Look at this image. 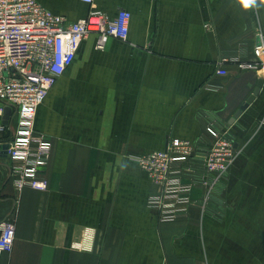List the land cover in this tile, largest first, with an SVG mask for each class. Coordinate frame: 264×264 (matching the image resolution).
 Segmentation results:
<instances>
[{
    "label": "crops",
    "instance_id": "1",
    "mask_svg": "<svg viewBox=\"0 0 264 264\" xmlns=\"http://www.w3.org/2000/svg\"><path fill=\"white\" fill-rule=\"evenodd\" d=\"M75 21L82 0H38ZM131 12L126 40L96 48L91 33L38 107L52 140L46 190L17 192L0 151V221L16 204L13 250L0 264H264V0H94ZM223 58L226 74L217 72ZM238 60L260 61L241 69ZM254 99L235 117L244 102ZM226 132L240 153L216 180L197 155L187 215L161 220L159 189L134 157L172 137L212 143ZM198 153V154H201ZM203 181L208 182V186Z\"/></svg>",
    "mask_w": 264,
    "mask_h": 264
},
{
    "label": "built area",
    "instance_id": "2",
    "mask_svg": "<svg viewBox=\"0 0 264 264\" xmlns=\"http://www.w3.org/2000/svg\"><path fill=\"white\" fill-rule=\"evenodd\" d=\"M90 6L88 14L68 21L38 0H0V151L7 143L10 178L18 193L29 186L46 190L44 169L49 161L52 140L36 130L38 107L46 99L57 79L73 62L82 40L96 34V48L104 49L110 38L126 40L131 12L120 9L111 17L98 9L94 0H82ZM257 56L264 54L260 40L254 46ZM223 58L217 72L226 74ZM262 62L238 60L241 69H257ZM11 109L6 124L5 109ZM212 143L201 153L197 142L172 137L165 148L134 157L159 186L148 204L159 211L161 220L187 215L195 182L184 176V163L199 155L207 173L218 180L229 170L240 153L226 132L208 128ZM201 153V154H198ZM208 186L207 181H203ZM18 199L11 212L0 221V256L13 250L16 238Z\"/></svg>",
    "mask_w": 264,
    "mask_h": 264
},
{
    "label": "water",
    "instance_id": "3",
    "mask_svg": "<svg viewBox=\"0 0 264 264\" xmlns=\"http://www.w3.org/2000/svg\"><path fill=\"white\" fill-rule=\"evenodd\" d=\"M261 82H262V80H260V82L258 83V87L255 89L254 93H253V94L247 99L246 102H244V104L241 105V107H240L239 110L237 111L235 117L238 116V115L241 113V111H242L244 108H246V106H247V105H248V104L254 99L255 95H256V94L258 93V91H259V87H260V85H261ZM10 116H11V109H10L9 107H7V108L5 109V112H4V115H3L2 122H3L4 124H6V123L8 122V120H9ZM7 147H8V144L5 143V144L2 146L1 154L5 155V156L7 155V150H6Z\"/></svg>",
    "mask_w": 264,
    "mask_h": 264
}]
</instances>
